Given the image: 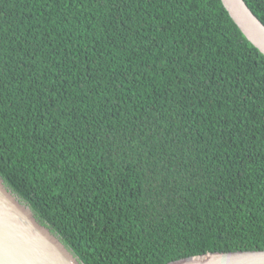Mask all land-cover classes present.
<instances>
[{
    "label": "trees",
    "instance_id": "16d2710c",
    "mask_svg": "<svg viewBox=\"0 0 264 264\" xmlns=\"http://www.w3.org/2000/svg\"><path fill=\"white\" fill-rule=\"evenodd\" d=\"M0 178L84 264L264 251V55L221 0H0Z\"/></svg>",
    "mask_w": 264,
    "mask_h": 264
},
{
    "label": "water",
    "instance_id": "95a60500",
    "mask_svg": "<svg viewBox=\"0 0 264 264\" xmlns=\"http://www.w3.org/2000/svg\"><path fill=\"white\" fill-rule=\"evenodd\" d=\"M246 39L264 55V23L244 0H221ZM0 264H84L0 178ZM170 264H264V251L208 253Z\"/></svg>",
    "mask_w": 264,
    "mask_h": 264
}]
</instances>
